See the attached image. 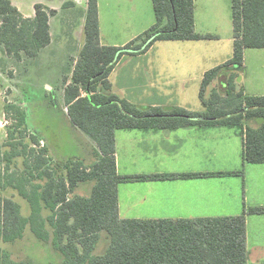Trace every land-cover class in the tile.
<instances>
[{"label": "trees", "instance_id": "trees-1", "mask_svg": "<svg viewBox=\"0 0 264 264\" xmlns=\"http://www.w3.org/2000/svg\"><path fill=\"white\" fill-rule=\"evenodd\" d=\"M153 4L154 26L126 46L113 47L100 45L98 0H89L86 41L72 83L65 90V103L72 123L96 142L101 153L97 163L86 166L69 160L54 165L48 148L30 133L25 109L7 102L5 114L15 117V124L7 128V141L0 148V191H17L30 214L23 215L14 199L0 196V242L18 241L30 229L41 242L52 240L62 264H250L246 215L193 222L119 217V184L140 177L117 173L114 134L118 129L236 127L244 138V160L264 164V96H246L239 84L245 51L264 49V0H232L233 57L205 73L199 94L204 111L200 113L138 108L110 93L108 77L124 56L145 54L159 41L215 39L196 32L194 0H153ZM35 10L36 16L26 19L11 0H0V46L6 55L34 59L51 43L49 21L55 11L42 5ZM253 120L262 123L253 127ZM19 157L24 158L20 173L13 170ZM91 181L96 184L89 197L75 195L81 184ZM248 213L264 215V207ZM104 232L109 246L99 255ZM0 264L31 263L16 262L10 253L0 251Z\"/></svg>", "mask_w": 264, "mask_h": 264}, {"label": "crops", "instance_id": "crops-1", "mask_svg": "<svg viewBox=\"0 0 264 264\" xmlns=\"http://www.w3.org/2000/svg\"><path fill=\"white\" fill-rule=\"evenodd\" d=\"M11 1L26 19L36 16V5L55 11L49 21L51 43L34 59L23 56L19 67L26 76L32 71L38 76L46 66L53 69V63H70L68 72L54 76L51 72L50 77L31 83V88L52 96L62 88L65 97L86 41L89 0ZM98 18L101 46H126L156 23L153 0H98ZM194 18L196 32L215 39L159 41L145 54L124 56L108 77L110 93L138 108L203 112L199 94L205 73L233 57L232 0H194ZM248 55L253 56L251 62ZM10 59L0 46V62ZM243 70L240 80L244 94L264 96V49H247ZM220 81L225 82V78ZM63 105L68 124L84 143L80 153L69 160L86 166L97 163L101 154L96 142L72 123L66 103ZM240 132L236 127L218 125L116 130L118 175L140 177L118 186L120 219L193 222L246 215L249 263L264 262V215L248 213L251 208L264 207V164L244 160ZM59 138L57 131L54 145ZM49 157L56 165L69 161L59 157L53 147ZM95 184L91 181L79 188L86 186L92 192ZM91 192L78 196L89 197Z\"/></svg>", "mask_w": 264, "mask_h": 264}, {"label": "rangeland", "instance_id": "rangeland-1", "mask_svg": "<svg viewBox=\"0 0 264 264\" xmlns=\"http://www.w3.org/2000/svg\"><path fill=\"white\" fill-rule=\"evenodd\" d=\"M248 59L249 62H251L253 60V56L248 55ZM19 62V60L16 58L12 59V57L10 61L7 60L5 63L0 62V120L4 118L6 113L5 106L7 105V102L8 104L18 105L19 107L24 108L27 112V122L30 133L36 135L41 140V146H45L42 142V140L45 139L49 150L52 151L53 147L59 157H63L64 160H69V157L72 155H78L81 147L84 146V143L81 139L77 138L75 135L76 131H74L73 127H71L72 125L68 124V119L65 116V107L63 105L65 97L62 88L58 90V94H54L53 96L49 95L48 92L42 93L34 88H31V83L39 81L45 76L50 77L51 72L52 76H54L57 72H68L70 63L60 64L62 70L59 68L60 66L53 63V69L49 66H46L43 69V71L47 70L48 72L41 71L38 72L39 74L36 76V74L34 75V71H32L33 73L31 72V74L26 76L23 72L24 69L19 67ZM27 62H29V59ZM30 67H32V64H30ZM64 67L66 69H63ZM244 71L245 70H243V72ZM241 80L239 81L240 85ZM52 103L57 104V107H53ZM207 115L211 116L214 114L209 112ZM7 121L8 124L4 128L0 127V148H3L7 141V128L10 126L12 128L15 124V117L8 116ZM261 123L262 122L259 120H253L250 122L253 127H258ZM57 131H59L60 138L58 140L59 143L56 146L53 144V136ZM29 140L30 139H27V141ZM23 162V157L15 159L13 170H16L19 173L22 172L24 169ZM2 168L5 170L6 162H3ZM20 176L21 174H19V177ZM33 184H36V182ZM89 186L90 185L88 184V188ZM88 188H86V186L78 188L75 195H88L91 192ZM0 196L14 199L21 205L23 215L28 216L30 214L28 203L19 196L17 191L8 188L6 191L1 192ZM108 246V235L104 232L101 236L97 254L103 255ZM0 251H7L10 253L11 258L16 262L29 261L31 264H62L63 262L61 253L53 247L52 240L50 242L43 243L33 235L30 229H27L24 237L18 241L13 243L0 242Z\"/></svg>", "mask_w": 264, "mask_h": 264}, {"label": "built area", "instance_id": "built-area-1", "mask_svg": "<svg viewBox=\"0 0 264 264\" xmlns=\"http://www.w3.org/2000/svg\"><path fill=\"white\" fill-rule=\"evenodd\" d=\"M7 124H8V121H7V116L5 114L4 118L0 120V127L4 128Z\"/></svg>", "mask_w": 264, "mask_h": 264}]
</instances>
